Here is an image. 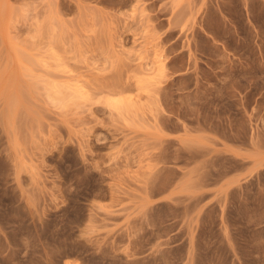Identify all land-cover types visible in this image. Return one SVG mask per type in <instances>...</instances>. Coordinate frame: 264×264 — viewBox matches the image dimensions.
Here are the masks:
<instances>
[{
  "label": "rangeland",
  "instance_id": "1",
  "mask_svg": "<svg viewBox=\"0 0 264 264\" xmlns=\"http://www.w3.org/2000/svg\"><path fill=\"white\" fill-rule=\"evenodd\" d=\"M0 264H264V0H0Z\"/></svg>",
  "mask_w": 264,
  "mask_h": 264
},
{
  "label": "bare ground",
  "instance_id": "2",
  "mask_svg": "<svg viewBox=\"0 0 264 264\" xmlns=\"http://www.w3.org/2000/svg\"><path fill=\"white\" fill-rule=\"evenodd\" d=\"M162 62H163V61L158 60V64L160 63V64L162 65V64H163ZM162 68H163V66H162ZM56 88L58 89V87H56ZM53 89H55V87H54ZM57 89L54 90L55 95H59V97L62 96L61 94H63V96L65 95V92H64L63 89L61 90V88H60V90L63 91V92H61V94H60V91H58L59 89H58V90H57ZM56 92H57L58 94H56ZM57 97H58V96H57ZM116 104H117V103H116ZM120 104H121V103H120ZM120 104L118 103V105H116V106H118L119 109H120V108L122 109V108H123V105H120ZM118 107H116V108H118ZM121 109H120V110H121ZM123 109H124V108H123Z\"/></svg>",
  "mask_w": 264,
  "mask_h": 264
}]
</instances>
